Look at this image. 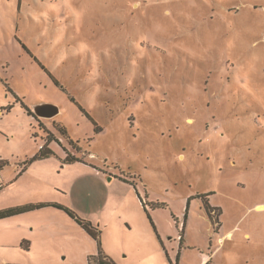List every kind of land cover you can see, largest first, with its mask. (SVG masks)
Listing matches in <instances>:
<instances>
[{"label": "rangeland", "instance_id": "rangeland-1", "mask_svg": "<svg viewBox=\"0 0 264 264\" xmlns=\"http://www.w3.org/2000/svg\"><path fill=\"white\" fill-rule=\"evenodd\" d=\"M0 161V264H264V0H0Z\"/></svg>", "mask_w": 264, "mask_h": 264}, {"label": "trees", "instance_id": "trees-1", "mask_svg": "<svg viewBox=\"0 0 264 264\" xmlns=\"http://www.w3.org/2000/svg\"><path fill=\"white\" fill-rule=\"evenodd\" d=\"M7 109L9 110L10 107H7ZM81 109V108H80ZM82 110V109H81ZM27 111V114L32 116V114L30 113V110L29 109H26ZM82 112H84L82 110ZM86 117L87 114H85ZM33 117V116H32ZM35 119H37L36 117H34ZM89 118V117H88ZM90 119V118H89ZM91 120V119H90ZM59 133L62 135V136H65L66 135V132L64 129L62 128H59L58 129ZM71 143V142H70ZM72 144V143H71ZM50 155H52V153L47 150L46 148L44 149L43 147L39 149V153L36 154L35 156H33L31 158V161L33 160H36V159H42V158H47L49 157ZM76 161H80L74 157H67L65 159V163H73V162H76ZM28 162V163H29ZM27 163V162H26ZM5 162L4 161H0V171L2 170V168L5 166ZM203 201V205H204V209L206 211V214L207 216L212 219V208L208 205L207 202H205V200H202ZM52 205V204H51ZM53 207H56V208H59V209H62L65 213H67L80 227H82L94 240H96L97 242V246H98V255L97 257L95 258V263L96 264H113L110 260H108L107 258L103 257L102 254H101V251L99 249V241H98V234L96 233V231L90 226V224L80 220L79 218H77L70 210H68L67 208H64L62 206H59V205H52ZM41 207L40 205H37V206H24V207H13V208H7V209H4V210H0V220L1 219H5V218H9V217H12V216H16V215H19L21 213H24L28 210H32L34 208H39Z\"/></svg>", "mask_w": 264, "mask_h": 264}, {"label": "water", "instance_id": "water-1", "mask_svg": "<svg viewBox=\"0 0 264 264\" xmlns=\"http://www.w3.org/2000/svg\"><path fill=\"white\" fill-rule=\"evenodd\" d=\"M35 117L40 119H51L55 117L59 110L56 106L51 104H41L39 106H36L33 111Z\"/></svg>", "mask_w": 264, "mask_h": 264}, {"label": "crops", "instance_id": "crops-1", "mask_svg": "<svg viewBox=\"0 0 264 264\" xmlns=\"http://www.w3.org/2000/svg\"><path fill=\"white\" fill-rule=\"evenodd\" d=\"M2 178H1V175H0V180H1ZM9 181H7L6 183H8ZM5 182L4 183H2V184H0V193H1V191H3V189H4V187L5 186H7V184H6ZM10 208V207H9ZM4 209H7V208H5V207H3V210ZM0 210H2V209H0ZM5 219H8V218H5ZM1 220H4V219H1ZM19 239L16 241V243L18 244L19 243Z\"/></svg>", "mask_w": 264, "mask_h": 264}, {"label": "built area", "instance_id": "built-area-1", "mask_svg": "<svg viewBox=\"0 0 264 264\" xmlns=\"http://www.w3.org/2000/svg\"><path fill=\"white\" fill-rule=\"evenodd\" d=\"M40 148H42V146Z\"/></svg>", "mask_w": 264, "mask_h": 264}]
</instances>
